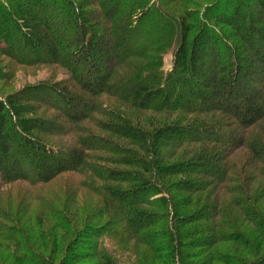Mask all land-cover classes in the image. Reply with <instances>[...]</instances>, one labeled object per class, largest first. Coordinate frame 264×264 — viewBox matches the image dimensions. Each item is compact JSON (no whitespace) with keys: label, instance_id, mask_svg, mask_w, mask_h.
I'll return each instance as SVG.
<instances>
[{"label":"trees","instance_id":"1","mask_svg":"<svg viewBox=\"0 0 264 264\" xmlns=\"http://www.w3.org/2000/svg\"><path fill=\"white\" fill-rule=\"evenodd\" d=\"M203 1L0 0V81L70 74L0 90V191L76 173L99 198L82 231L51 205L68 244L0 206V264H264V0Z\"/></svg>","mask_w":264,"mask_h":264},{"label":"rangeland","instance_id":"2","mask_svg":"<svg viewBox=\"0 0 264 264\" xmlns=\"http://www.w3.org/2000/svg\"><path fill=\"white\" fill-rule=\"evenodd\" d=\"M201 4L209 5V2L203 0H195ZM196 9V8H195ZM10 65L12 62L5 59L0 55V65ZM173 66L171 55L166 56L164 69L165 72H168ZM9 81L2 82L0 81V90L4 91L6 94L12 93L18 90L23 89L29 85H36L42 81H63L68 79L70 74L61 67L50 66V65H40L34 67L12 66L9 70ZM108 104L110 102L109 98H103ZM111 102H117L112 99ZM118 103V102H117ZM110 105V104H109ZM57 111L51 110L49 112L50 116L56 115ZM96 119H101L102 116L96 115ZM89 126L94 127L91 123H88ZM94 129V128H93ZM95 131H98L95 129ZM106 155V154H104ZM80 174H63L55 178L50 183L45 185L38 186L36 189L30 187L26 183H18L15 185H10L5 188L3 191H0V206L3 207L2 210L10 214L11 218L16 219L22 227L29 225L32 227H39L44 230H49L50 227L55 229L58 232L59 238L68 244L71 241V237L65 235V231L61 228L53 227L55 218L50 214L51 205L65 213L68 211L72 214L77 215L75 222H77L78 230L82 231L86 228V224L89 223V220L86 217L87 211H85L84 206H94L97 199L90 192L83 190L77 186L75 181L80 180ZM239 180V179H238ZM73 186L79 192H76L75 195L71 194L70 187ZM93 204V205H92ZM69 213V214H70ZM107 217H103V221ZM88 220V222H87ZM94 225V221H90ZM15 223V222H14ZM255 232V229L252 228ZM54 237H57L56 234ZM73 238V236H72ZM95 239V238H94ZM228 246V245H227ZM42 246H39V249ZM231 247V246H228ZM235 247V246H234ZM141 250H145V247H140ZM41 251H44V255H50L51 251H47L46 248H41ZM150 251V250H149ZM242 256L243 250L238 251ZM245 257V256H244ZM246 257H248L246 255ZM245 257V259H247ZM65 258V254L57 253L54 259L57 264H60ZM73 264H94L93 259H80ZM118 259L123 264H134V256L131 253L121 251ZM249 259H252L249 257ZM247 260L249 261L251 260ZM10 264V262H9ZM156 264H162L160 261H156Z\"/></svg>","mask_w":264,"mask_h":264}]
</instances>
